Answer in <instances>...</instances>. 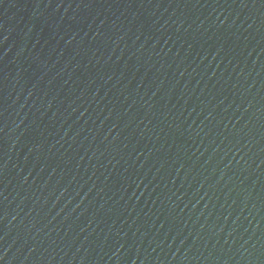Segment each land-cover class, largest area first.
<instances>
[{"label": "water", "instance_id": "water-1", "mask_svg": "<svg viewBox=\"0 0 264 264\" xmlns=\"http://www.w3.org/2000/svg\"><path fill=\"white\" fill-rule=\"evenodd\" d=\"M0 264H264V0H0Z\"/></svg>", "mask_w": 264, "mask_h": 264}]
</instances>
